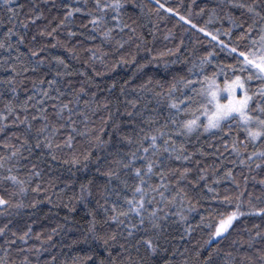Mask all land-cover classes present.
I'll return each instance as SVG.
<instances>
[{"label": "snow or ice", "instance_id": "6c2138e0", "mask_svg": "<svg viewBox=\"0 0 264 264\" xmlns=\"http://www.w3.org/2000/svg\"><path fill=\"white\" fill-rule=\"evenodd\" d=\"M154 5L0 0V264H264V0Z\"/></svg>", "mask_w": 264, "mask_h": 264}, {"label": "trees", "instance_id": "16d2710c", "mask_svg": "<svg viewBox=\"0 0 264 264\" xmlns=\"http://www.w3.org/2000/svg\"><path fill=\"white\" fill-rule=\"evenodd\" d=\"M146 3L150 4V6L155 7L154 5V0H145ZM166 2L172 6H176L178 3L181 2V0H166ZM213 2V0H195V3H193V0H183V3L185 5V9H187V7L189 5H192L193 8V16L192 18L194 19L195 22L203 25L205 20L207 19V15H199V9L201 7H204L205 4H211ZM185 9H182L185 10ZM207 11V10H206ZM177 20L178 18H170L166 21H161L160 22V30L157 33V45L158 46H171V43L169 41L164 40V34L171 29L174 34L177 37L183 36L184 40H185V48L189 49L190 51L194 52V55H190L189 58L190 59H196V57H199L201 55L204 54V52L211 50L213 45H210L208 43V40L210 38H206L204 36V34L199 33L198 30L196 29H192L191 26L184 24L183 22H180V24H177ZM226 26V24H225ZM209 27L211 28H215V27H220V25L218 23L216 24H212L209 25ZM187 29V30H186ZM223 39H226L225 37H221ZM200 40L201 43H196L197 40ZM213 44H215V42H213ZM54 53L56 54H64V50L63 49H55L53 50ZM217 52H219V56L216 58L217 60H223L225 62H228V60L230 59L228 57V55L224 52H220L219 48H217ZM143 55V54H142ZM185 55H188V52L185 53ZM215 69V64L213 65H209L208 67V73L211 74V72ZM156 69L154 68V66H150L148 69H145L146 72H152L155 71ZM130 74V69H123L121 70V75H127ZM219 79L222 81L223 80V76H220ZM207 203H211V202H206L205 203V207L198 209L197 212L192 213V217L193 220L192 222L198 221L199 220V215L200 214H206L207 212H214L215 208H209L207 206ZM45 210H47V206L45 207ZM63 215V212H61V216ZM260 221L258 220V218L256 217H249L248 218V222L246 225H244L243 223L241 224V227H251V225L253 223H259ZM77 235V233L75 232H69L67 237H57V240H62L63 245H70L71 244V239L75 238V236ZM202 235V233L200 232H196L193 234L194 238H198ZM206 238V237H205ZM84 245H79L77 246V248H70V247H63L58 246L56 252L58 255L61 254V248H62V253L64 255L67 256H71L74 254L75 250H78L79 248H84ZM61 258H63V256L61 255Z\"/></svg>", "mask_w": 264, "mask_h": 264}]
</instances>
